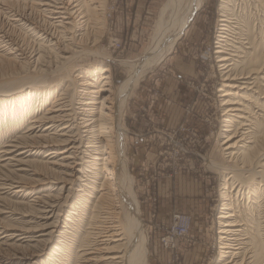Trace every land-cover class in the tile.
Segmentation results:
<instances>
[{"label":"rangeland","instance_id":"obj_1","mask_svg":"<svg viewBox=\"0 0 264 264\" xmlns=\"http://www.w3.org/2000/svg\"><path fill=\"white\" fill-rule=\"evenodd\" d=\"M38 1L0 0V151L5 145H16L8 154L0 153V264H104L86 258L91 251L88 245L97 238L98 218L103 219L104 212L115 210L119 203L102 200L94 209L98 192L92 184L99 183L104 172H88L85 132L75 125L86 115L82 103L87 85L83 80L95 83L100 80V68L107 66L109 87L117 91L152 43L166 0ZM73 3L77 9L69 18L56 12L59 6ZM263 3L200 0L173 48L139 79L126 99L120 117L125 129L123 154L147 238L143 264H217L221 258L218 215L228 190L237 212L256 214L264 209L261 196L255 205L249 203L246 196L251 185L239 170L230 169L239 163L230 157L226 144H221L227 128L239 130L246 123L259 130L264 109L258 106L255 94L246 93L240 100L244 105L241 115L247 120L235 117L234 125L225 127V105H221L219 91L224 74L216 53L222 42L224 53L239 59L240 51L249 49L244 48L250 45L244 43L247 36L264 38ZM224 11L228 16L224 19H229L233 28L228 35L221 29ZM68 20L72 24H66ZM221 35L227 36L225 41ZM242 69V63H236L231 72L238 76ZM55 100L66 107L61 113L63 120H56V125L44 121L29 131L31 117L40 116ZM29 103L32 105L21 110ZM59 128L67 132L63 138L76 137L75 151L69 149L70 140L57 146L69 149L64 155L75 152L73 159H67L72 167L60 165L57 159L64 155L50 153L56 146L42 147L33 138L40 133L55 136ZM241 131L246 132L241 129L236 134ZM257 187L261 193L255 183L253 189ZM174 216L190 217L187 233L174 232ZM48 226H54L55 231L45 235ZM260 228L254 226L256 231ZM261 235L254 233L248 239L253 249L262 243Z\"/></svg>","mask_w":264,"mask_h":264},{"label":"bare ground","instance_id":"obj_2","mask_svg":"<svg viewBox=\"0 0 264 264\" xmlns=\"http://www.w3.org/2000/svg\"><path fill=\"white\" fill-rule=\"evenodd\" d=\"M47 2L49 3V1ZM90 2L93 3V2H96V0H90ZM38 4H40L39 1H38ZM76 4L73 3L72 6L68 4L65 6H59V7L57 6L59 10L56 12L62 13L63 17L61 15L60 16L62 18L67 19L71 15H74L72 13L75 11L73 9L76 8L77 6ZM199 4H200V0H166L164 2L163 6L160 9V17H158L159 21L157 23V27H156L155 34L153 36L152 43L147 48L148 50L146 54L143 55V58H140L136 63L132 65L133 66L132 71H130L127 78L124 81H122L117 91H112V89H110L109 87L111 86V82L109 80V75H108L110 69L107 66L100 68V73H99V75L101 74L100 80H96L95 83L94 82L87 83V80L84 77L85 79L83 80L84 81L83 83L87 85V87L83 85L85 87L84 95L86 96V98L84 99L86 100L83 103L82 102L80 103H82L83 105H86V109L84 108L86 111V115H83V117L81 118L80 121H78V123L75 122L76 123L75 125H77L79 130L81 128V130L83 129V132H85L84 136H86V140H87L86 141L87 145L85 144L86 145L85 147L89 148V152L87 155L89 157V159H87V168L89 169L88 172L94 173V175L99 174V173L102 174V172H104L103 178L101 179V181L99 183L92 184L94 185V189L96 190V192H98V195H96V199L94 203V209H96L97 207V202L98 203L102 202V200L103 201L107 200L109 202L111 201L116 202V200H118V203H119L118 204L119 210L117 207H115V210L113 211L108 209L104 212L105 215L102 216L103 219L98 218L100 224H99V227H97L96 232L94 233V235H96L97 238L95 237L96 239L93 241V243L88 245L89 249L91 250L88 256H86L88 260H91V261L94 260V261H99V262L103 261L104 264H143L144 262V258L147 254V247H146L147 238H146L145 230L143 228V224L139 220V217H140L139 216L140 215L139 205L132 191V179L126 168V159L123 154V141H122V136L125 133V129L121 125L120 117L122 115V112L124 111V104L126 102V99L130 95L136 83L150 68H152L156 64V62L164 54H166L173 48L176 41L182 35L183 28L186 26V24H188L193 13L199 7ZM41 5H46V3L45 4L42 3ZM52 5L53 3L51 4V6ZM8 7H10V5ZM84 7L86 6L84 5ZM78 8H80V6ZM93 8L96 9L95 6H93ZM93 8L91 7L92 10ZM37 9L39 10V8ZM62 9H64V11ZM40 12L43 13V11H40ZM66 14L67 16H65ZM221 16L223 17L221 19V21H223L221 29L224 30V34L226 33L228 35L229 32L232 31L233 29L232 27H230L231 22L228 21L229 19L228 20L224 19V17H228L225 11L221 14ZM60 22H62V19L60 20ZM51 23L53 22L51 21ZM65 23L72 24L71 21L69 20L66 21ZM56 24L58 23L56 22ZM64 31H66V29ZM52 33L54 34V32ZM46 38L47 40L49 38L47 37V34H46ZM225 38H227V36L221 35V39L223 41H225L224 40ZM245 40H244L245 41L244 43H248L250 45L244 48H249V49H247L246 51H240L243 54H240V53L238 55L236 54L239 57V59H233L232 57H229L228 55H230V53L228 52L224 53L225 52L223 50L224 45L221 44L222 42L219 43L217 47L218 49L216 51V53L218 54L217 62H219V66H221L220 69L222 70L224 74L223 80L221 79L223 81L222 82L223 88L220 87L219 91H221V96H223L221 100V105L222 106L225 105V107L222 109L223 110L222 114L224 116L223 122H225V127L233 126L235 122V117L244 118L245 120H247V117H243L241 115L244 105H242V102L240 100V98L241 99L245 98L246 93L255 94L258 99L257 101L258 106H261V108L264 109V82H262L264 80V38L259 39L258 37V39H256L255 36L251 34L247 36ZM235 48H238V47L235 46ZM7 60H10V59H7ZM236 63H242V68H243L241 72L238 73V76L233 75L231 72L232 69L236 68ZM95 72L97 71L95 70ZM95 72L93 71V73ZM101 79H102V82H101ZM105 86H108V87H105ZM68 89L69 88L67 87V90ZM103 90L105 91L102 92ZM61 95H64V94H61ZM55 98H56V95H55ZM37 100L38 99H36V101ZM58 100H61V99H58ZM62 103L63 102L61 101L58 102L57 100H55L54 102L52 101L49 104V106L45 108L44 113H42L40 116L33 115L31 117L32 119L29 122H27L29 126L28 127L29 131L31 128H34V125L36 124L39 125V123L44 122V121L54 122V124L56 120L61 121V119L64 117L61 113L66 109V107L65 109H63L64 105ZM30 104L31 103L24 104L25 107L24 106L22 107L19 106V107L21 108V110L23 109L26 110L27 106H29ZM20 108L15 109L17 113ZM8 111L10 113V110ZM65 116H66V113H65ZM240 122L241 121H238L237 123H240ZM242 125H247V124L242 123ZM242 125H240L239 130L245 129L246 132L241 131V133H239L240 135L236 134L237 131H239L237 129H231V130L228 128L225 129L226 132L224 135V140L221 144H224V145L226 144L225 149L229 150L227 151L229 152L230 157L233 159L235 158L236 159L235 162L237 161L239 163V167L234 169L231 166L230 169L233 171L239 170L240 173H242V175H245L247 177V180L245 181L247 183H250L251 187L247 185V187L249 186V188H247L246 197L249 200V203L255 205V203H257L258 197L264 198V162H261V155L264 154V122L260 124V129L256 131L251 128V124L247 125L248 127L246 128ZM60 126L61 125H59V127ZM249 128L251 129L248 130ZM56 131H54L55 136H51L47 133L45 134L40 133L37 136L35 135L33 138L34 139L37 138L38 142L36 140L35 141L37 143H41L42 145L40 146L42 147L48 146V145L56 146L52 148L51 152L49 151L50 153H53V156L64 155L65 153L68 152L69 149L74 150L76 148V145H74V138L76 139V137H73L72 139H70V137L67 135L65 138H63L64 135L67 134V132L64 134L63 132L64 130L62 129L60 130L57 129ZM23 137L24 135L21 138ZM236 137L237 139L235 140L234 138ZM17 140L18 139H16V141ZM69 140L73 144L69 147L68 150H64V149L62 150V148L57 147L59 145L67 143ZM5 146L6 148L0 151V153H3L2 155L8 154L9 152H11L9 150L11 146L16 147V145L15 144L13 145V143L5 145ZM7 146H10V147H7ZM21 148H23L22 145H21ZM74 151L64 156H61L60 159H57L58 161H60L59 162L60 165L71 166L70 161H68L67 159H73L72 155L73 153H75ZM12 160H15V158H13ZM57 160L54 162L52 159L54 164H58ZM9 161L10 160L8 159V162ZM71 161L72 163L74 162L73 160ZM70 175H73V174L70 173ZM64 183L65 182L63 181V184H62L63 186H64ZM255 183H258V186L261 187L262 189L261 193H258L259 187H257V189L256 188L253 189ZM239 185L241 186L240 183ZM10 186H12V184ZM228 191L224 192V198H223L224 201L222 203V211L218 215L219 221H218V232L217 233H219V248H220L219 252H220L221 258L217 264H264V253H263L264 235H261V239L263 238L261 240L262 243H260L257 249L256 247L253 249L252 243L250 244L247 242L248 239H250V237L254 233L255 234L258 233L259 235V233L262 232L264 234V209L260 211L259 213L257 212L256 214L255 213L251 214L250 210H249L250 212L248 211V212H245L244 214L243 212L242 213L237 212V210H235V205L233 206V202H232L233 198L231 199V194ZM118 196L122 197L121 201ZM124 202H126L127 206L124 204ZM51 206L52 204L50 205V207ZM261 208H259V210ZM244 211H247V210H244ZM252 220H255V222H252ZM258 224H259V227H261L260 231H256L254 229V226H258ZM49 226H48L49 232H47L46 230L47 233L45 232L44 233L45 235L50 234V232L54 230L53 227L55 225L51 227ZM240 235H243V236L241 237Z\"/></svg>","mask_w":264,"mask_h":264},{"label":"built area","instance_id":"obj_3","mask_svg":"<svg viewBox=\"0 0 264 264\" xmlns=\"http://www.w3.org/2000/svg\"><path fill=\"white\" fill-rule=\"evenodd\" d=\"M174 218V232H177L178 234L187 233L191 222L190 217L174 216ZM173 236H175V234H173Z\"/></svg>","mask_w":264,"mask_h":264},{"label":"crops","instance_id":"obj_4","mask_svg":"<svg viewBox=\"0 0 264 264\" xmlns=\"http://www.w3.org/2000/svg\"><path fill=\"white\" fill-rule=\"evenodd\" d=\"M182 69H183V66H182Z\"/></svg>","mask_w":264,"mask_h":264}]
</instances>
